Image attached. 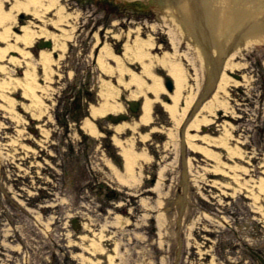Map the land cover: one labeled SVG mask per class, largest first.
Here are the masks:
<instances>
[{
	"label": "rangeland",
	"instance_id": "rangeland-1",
	"mask_svg": "<svg viewBox=\"0 0 264 264\" xmlns=\"http://www.w3.org/2000/svg\"><path fill=\"white\" fill-rule=\"evenodd\" d=\"M2 1L5 20L0 23V49L13 47L0 59V264H223V232L227 241L235 234L242 236L240 254L244 258L248 256L251 263L254 252L258 264H264V41L234 56L232 60L238 65L226 66L216 89L189 119V126L196 119L210 121L185 131L189 142L184 153L190 168L186 173L185 223L180 227L178 249L174 218L181 192L170 187L165 177L174 176L179 182L181 179L179 129L194 108L209 67L199 53L201 45L190 34L187 37L174 17L166 15L168 12L164 11H169L168 7L161 8L151 0H38L34 4L32 0ZM138 1L143 4L136 5ZM23 3L32 5L30 9H38V16L24 13ZM123 3L135 4L137 8L145 4L149 13L135 11ZM57 21L61 27L54 24ZM33 31L40 33L39 37L61 41V60L52 57L46 60L50 56L47 49L32 44L25 46L22 37ZM99 39L108 42L103 44L96 64L92 48ZM20 49L29 51L26 58ZM212 51L217 53L216 47ZM165 57L179 62L184 69L185 79L177 103L175 91H168L163 84V79L169 76L168 67L162 62ZM52 62L63 68L69 63L71 75L64 74ZM134 62L133 70L130 63ZM56 72L62 74L58 76ZM222 76L229 79L223 90L219 88ZM25 81H29L36 96L27 94L17 84ZM4 84L15 87L5 88ZM68 96H71L69 100ZM36 99L46 104L43 109L47 116L42 115L41 119L36 115L39 112L33 115L37 128L32 136L26 128L29 123L33 125L32 111L27 107ZM132 100L141 104L138 113L130 110L128 104ZM215 103L212 109L206 107ZM65 105L72 108L71 112L65 111L66 132L70 134L66 143L69 162L61 196H66L67 202L61 199L47 206L37 204L36 211L31 212L34 215L25 210L28 215L15 216L16 149H35V187L31 189L37 196L51 183L56 168L51 160L56 153L54 140L62 130L48 116L61 113ZM93 106H106L107 110L92 116ZM228 110L235 119H241L238 129H231L235 134L233 142L238 143L242 133L240 140L244 143L243 152L235 149L228 155L235 160L233 164L223 156L222 145L204 139L206 135L223 136V113H229ZM120 113L128 114L129 119L117 123L108 119L110 114ZM81 114L82 137L76 124ZM88 120L95 132L86 124ZM192 134L199 135L200 140L192 139ZM193 143L215 151L218 157L195 149ZM253 149L260 152L258 172L243 160L252 162ZM247 150L251 153H246ZM40 153L47 162L40 159ZM81 154L80 166L77 158ZM202 158L215 167L207 165ZM220 158L228 168L218 165ZM158 159L159 167L164 164V201L159 203L162 206L159 235L157 241H151L146 231L151 219L146 214L148 209L141 191L145 173L152 170ZM169 161L174 171L166 168ZM77 184L82 185L81 196L77 194ZM245 193L250 197L246 208ZM253 197L259 201L258 233L252 218ZM210 201L217 208L208 207ZM236 209L240 210L237 219ZM193 214L198 221H192ZM77 216L78 229L72 223V218ZM201 223L213 235L210 247L203 246V240L195 242L197 231L205 232L195 226Z\"/></svg>",
	"mask_w": 264,
	"mask_h": 264
},
{
	"label": "flooded vegetation",
	"instance_id": "flooded-vegetation-1",
	"mask_svg": "<svg viewBox=\"0 0 264 264\" xmlns=\"http://www.w3.org/2000/svg\"><path fill=\"white\" fill-rule=\"evenodd\" d=\"M188 2L187 8H184V4L183 2ZM207 1V0H158V3L160 4L161 8H169V11H164V12H168L166 15L167 16H172L176 19V21L179 23V25L183 28L184 32L186 33V35L188 36L189 34L192 35L193 37V41L195 42V40L201 45L200 47V51L199 53L204 57L205 60V65L209 66L207 68V73L205 74L203 81H202V87L200 89V91L202 92L203 90H207V89H211V91H213L214 89H216V87L218 86L219 83V79L221 76V72L222 70L224 71V69L226 68V62L227 59L230 57L231 53L234 51V47L242 42V40H246L245 37H249L247 36V32H244L243 30L237 34L234 39H232V42L227 45V47L222 49H219V51L217 53H214V55H212L211 53V48H209V46L207 47L206 44V40L209 38H213L211 32L212 30L208 29V25L209 24V14L210 11L208 9V6H205L203 3ZM124 5H128L127 3H123ZM143 4L142 2H138L136 5H141ZM135 4H130L128 6L132 7V9H134L135 11H139L141 13H145L148 14L149 10L147 9L146 5L144 4L142 7L137 8ZM21 18L24 17V15H20ZM126 22V21H125ZM211 22V21H210ZM66 25V23L64 24ZM200 26L202 29H199ZM211 27V26H210ZM61 31V29H58ZM225 38H223L224 40ZM108 39L102 40L99 39L97 41L96 44H94L93 46V55H95V63L97 64V58L98 55L103 47L104 43H107ZM102 44V46H100ZM115 50V47L113 45V43H110ZM124 43H122L123 45ZM126 44V43H125ZM124 44V46H125ZM47 46L45 47L52 55L53 59H57V60H61V50L63 48V45L61 47V41L59 40V42H55L53 40V38H47L46 40H39L37 42H35L33 44L34 47H38V48H42L43 46ZM205 45V48L204 46ZM69 46H67L68 48ZM100 47V48H99ZM66 48V50H67ZM209 48V49H208ZM97 53V55H96ZM119 53H121L119 51ZM94 57V56H93ZM53 65H56L57 69L63 71L64 74L71 75V71H69L68 65L69 63H65L66 67L63 68V65H57L55 63H51ZM134 63H130V66L132 67V69L134 70ZM97 67V66H96ZM53 70V67H52ZM50 71V74H52L53 72ZM62 73L60 72H56V75L60 76ZM168 74V72L166 73ZM239 75V74H238ZM167 76L164 78V81L166 80ZM53 82V81H52ZM60 87V85L58 86ZM82 89V88H81ZM83 90V89H82ZM81 92V91H78ZM83 92V91H82ZM81 94V93H80ZM71 96H68L67 99L69 100ZM74 100V99H73ZM52 103H55L52 101ZM36 103L34 101H32L29 104V107L31 109V113H30V119L33 120L32 124L30 125V123L28 124V126L26 127L27 130H29V134L30 135H34L36 133V128L37 125L35 122L36 118L33 116L36 114V112H39V114H36L37 116H39L38 118L41 117V119L43 118L44 115L47 116V111L45 112L43 109V106L45 105H35ZM49 105H51L49 103ZM55 106L57 105V102L54 104ZM55 109V107H54ZM72 108L69 107L68 105H65L64 110L59 113L58 111L54 113V115H50V117L48 116V119L52 120V122H54L56 125H61L60 127L62 128V130L59 132V134L55 137L56 140H54V144H55V150L56 153L54 156H51V160L54 161L55 163V172L53 173V177L50 180L51 183H49L47 186H45L44 190L42 192H39L37 196H35L33 193L34 191H32L31 188H34V176L35 174L33 173V168L35 166V159H36V154H35V149L30 147V148H25V147H20L18 149H16L15 152V158L13 160V167H14V184H13V189H14V202H15V216H18L19 213H26V211H28V214L34 215L31 212H35L36 208L35 205H49L51 202L55 201V202H59L61 199H63L64 202H67L66 196H64V198H62L61 196V192L62 189L66 186V178H67V174H68V168H67V162H69L68 156H67V151L68 148L66 146L67 143V136L70 134H67V116L65 111H70L71 112ZM229 113H223L224 114V118H223V136L220 137H226V143L223 144V156L226 157V159L230 160V162L233 164L235 160L231 159L228 155H232L231 151L233 152V150H240V152H243V149H241V146L244 145V143L240 140L243 136L242 133H240L239 135V140L238 143H234L233 140H235V134H233L231 132V129H238V126H240L241 124V119H235V116H233L231 114V110H228ZM231 114V115H230ZM43 115V116H42ZM78 117V115H77ZM82 118L83 115L81 114L79 121L76 122V124L78 125V131L80 136L82 137ZM74 119V116H73ZM78 119V118H77ZM47 122V121H46ZM239 124V125H238ZM227 125V127L225 126ZM227 128V129H226ZM225 129V130H224ZM205 131V129H204ZM235 133V132H234ZM199 136V135H198ZM198 136L196 138H194V140H198ZM208 136V135H206ZM211 137V136H210ZM29 138V137H28ZM213 138V137H212ZM219 137H215V139H217ZM82 140V139H81ZM200 140V139H199ZM214 145V144H213ZM220 146V145H219ZM216 147H218L216 145ZM82 151V149H81ZM213 151V150H212ZM215 152V151H214ZM245 152V150H244ZM216 153V152H215ZM246 153H251L249 152V150H247ZM53 154V153H51ZM260 152L256 149H253L252 151V156H255V158L252 160V162L250 163L248 160H244V163L247 165H253V167L251 169H255L258 172V167H259V159H260ZM40 159L46 161V158L44 157L43 153H40ZM163 160V159H162ZM188 158H186V154H184V156H181V160H180V165H181V179L180 182L178 179H175L174 176H166V180L169 183L170 187L173 186L175 188V190H180L181 195L180 197L183 195L184 192V176H183V171L187 170L190 168V163L187 162ZM204 162H207L205 158L201 159ZM219 166H224L225 168H228V164H223V160L222 158L219 159ZM77 162L79 163V165H82V154L79 155V159L77 158ZM168 164H166L167 168L171 171L175 170V167H169V164L171 163L170 161L167 162ZM161 165V160L158 159L156 160V163L154 164V166H152V170L149 171V173H145V179L143 181V185L144 188L141 191V195L143 200L145 201V205L146 208L148 209L147 213H149V218L151 219L150 222L148 223V226L146 228V231L148 233V236L150 238V240L152 241L153 239L157 241V237L159 235V222L158 219L161 220L162 216H160V213H162V210L159 208H162L161 205H159L160 202L164 201L163 198V183H164V177L160 176V170L164 167V164L162 166H158ZM207 165H212L215 167V165L211 162H207ZM53 166V165H52ZM176 167L178 166L177 164L175 165ZM160 168V169H159ZM258 177V175H257ZM213 181H216L215 179H212ZM223 180H225V178L223 177ZM237 183V182H235ZM239 184V183H237ZM196 185V182H193V186ZM234 185V184H233ZM225 188H228V185H223ZM238 187H240L241 189L245 190L246 192L249 191V188L239 184ZM76 189H77V194L79 193V195L81 196L82 194V185L81 184H77L76 185ZM172 189V188H171ZM173 190V189H172ZM242 190V191H243ZM187 191H188V183H187ZM223 194L226 195V190L223 191ZM246 197H247V201L243 202L245 208L248 207L250 205L249 203V196L247 193H245ZM257 198V195L255 196ZM180 201V200H179ZM45 203V204H44ZM210 204L208 205V207H210L211 209L217 208V206H215V204L213 202H209ZM23 204V207L21 208L20 205ZM251 210L253 212L252 214V218L255 219V231L258 233V225H259V201L257 199H255L253 197V201L251 202ZM255 206V208H254ZM168 209V208H167ZM242 211H243V206H242ZM150 210V212H149ZM238 212L234 213V217L235 219L239 218V212L240 210L236 209ZM167 211V210H166ZM212 211V210H210ZM216 213V212H215ZM27 214V213H26ZM27 214V215H28ZM180 208H179V202L177 205V214L175 216V222H176V237L178 240V249L180 246V227L181 225H183L185 223V218H184V214H183V218L180 220ZM208 218V217H207ZM192 221H198V218L195 217V214L192 215ZM226 219L224 214H223V220ZM78 216L77 217H73L72 218V223L74 225V227L76 229H78L79 227V223H78ZM201 222V221H200ZM202 225V226H201ZM195 226L199 228H201L202 230H207L208 228H206L205 224H195ZM213 235L211 233H208L207 231H205L204 233H202L201 230H198L197 233L195 234V242H197L198 240H203V246L207 247V246H211V237ZM196 246V245H195ZM243 246V237L242 236H238L235 234L234 238H232L230 241L226 240V235L225 232H223V264H232V262H236L235 264H258V255L254 254L252 255V259H251V263H250V259L248 256H246V258L243 257V255L240 254L241 252V248ZM258 250V242L256 244V250ZM230 252V253H228ZM258 252V251H257ZM180 253L181 251L178 250L177 252V259H180ZM206 259H208V257H205Z\"/></svg>",
	"mask_w": 264,
	"mask_h": 264
},
{
	"label": "water",
	"instance_id": "water-1",
	"mask_svg": "<svg viewBox=\"0 0 264 264\" xmlns=\"http://www.w3.org/2000/svg\"><path fill=\"white\" fill-rule=\"evenodd\" d=\"M151 1L158 2V0ZM184 3L187 7L188 2L184 1ZM203 4L208 6L210 11L208 29L212 30V36L215 38L214 40L218 41V47L227 46L242 30L249 36L245 39L255 36L264 37V0H207ZM198 27L202 29L200 26ZM223 38L225 39L223 40ZM217 43L214 41L213 47ZM167 86L172 90L173 85L170 79H167ZM208 93L209 90L205 91L199 98V102L203 101ZM125 118V115H120L116 120ZM184 199L183 196L181 213L184 208Z\"/></svg>",
	"mask_w": 264,
	"mask_h": 264
},
{
	"label": "bare ground",
	"instance_id": "bare-ground-1",
	"mask_svg": "<svg viewBox=\"0 0 264 264\" xmlns=\"http://www.w3.org/2000/svg\"><path fill=\"white\" fill-rule=\"evenodd\" d=\"M35 1H38V0H32V2H33V4L35 3ZM30 6H32V5H30L29 3H23V9H24V13L25 12H27V13H29V14H33L34 16H35V18L38 16V13H40V11L38 10V9H34V8H32V9H30ZM36 7V6H35ZM50 7V5L49 6H46V10L48 9ZM3 8H4V2L2 1V0H0V23H2L4 20H5V15H4V12H3ZM14 8V7H13ZM32 10V11H31ZM61 21H63V20H61ZM60 21H57L56 23H54L55 25H57V27H61V24L59 23ZM66 25H67V23H66ZM61 29V28H60ZM63 30V29H62ZM1 34V33H0ZM40 33H35L34 31H33V33H30V35H29V32H26V34L22 37V40H23V42L25 43V46H29L31 43H32V41H33V37H35V35H39ZM43 34V33H42ZM5 36L9 39V35H7V34H5ZM261 41H264V37H261V36H255V37H250V38H248V39H246V40H244V41H242V42H240V43H238L235 47H234V51H233V53L231 54V56L227 59V62H226V66L228 65L229 67H231V68H233V67H235L236 65H238V63H235L232 59L234 58V56L240 51V50H244V49H247V48H249L252 44H257V43H259V42H261ZM11 47H13V46H9L8 47V49L6 48V49H4V50H1L0 49V59H3V57H4V55H5V53L7 52V50H10L9 48H11ZM225 47H227V46H222V47H218L219 49L221 48H225ZM21 51H19L21 54H22V56H24L25 58L28 56V54H29V51L28 50H24V49H20ZM102 57H103V55H101V57H100V60H99V62L100 63H102L101 61H102ZM46 58V60H50V56H46L45 57ZM14 59H15V57H14ZM163 60H162V62L165 64V66L166 67H168V70H169V72L171 73V75L174 77V79H175V82H176V87H175V95H174V101H175V103H177L178 102V100H179V97H180V91H181V89H182V86H183V83H184V79H185V77H184V69H183V67H182V65L179 63V62H177V61H175L174 59H172V58H170V59H167L166 57L165 58H162ZM27 75H30V73H27ZM221 80H222V82H220V84H219V88L220 89H225V87L227 86V84H228V82H229V79H227L225 76L223 77L222 76V78H221ZM224 82V83H223ZM15 84V83H14ZM17 84H20V85H22L24 88H25V92H27V94H29V95H34V96H36V94H35V90H34V88L29 84V81H25V82H18ZM16 85V84H15ZM3 87H5V88H14V87H11V86H8V85H6L5 86V84H4V86ZM30 90H33V91H30ZM157 91V90H156ZM32 93V94H31ZM36 104L35 105H39V106H41L42 105V103H41V101H39L38 99H36L35 101H34ZM216 104L217 103H215V104H211L210 106H206L208 109H212V107L214 106H216ZM106 110H107V108H106V106H104L103 108H99V107H95V106H93L92 107V112H91V115L92 116H98V115H100V114H103V113H105L106 112ZM210 120L209 119H207V118H204V119H196L193 123L191 122V124H190V126L192 127V126H195V127H199V125L200 124H202V123H207V122H209ZM86 124L88 125V127L91 129V130H93L94 132H95V129H94V127H93V125H92V123L88 120V122H86ZM189 125H188V128H191ZM198 135H191V138L192 139H194V138H196ZM190 137V136H189ZM204 139L205 140H207V141H209V142H211V143H213V144H219V145H223V144H225L226 143V137H219V138H217V139H215V138H212V137H210V136H205L204 137ZM193 147L195 148V149H198V150H200L201 152H204L205 154H207V155H210V156H213V155H215V156H217L218 154H216L214 151H212V150H210V149H207V148H205V147H203V146H201V145H197V144H195V143H193ZM231 153H234V152H232L231 151ZM264 189V188H263ZM262 189V190H263Z\"/></svg>",
	"mask_w": 264,
	"mask_h": 264
}]
</instances>
